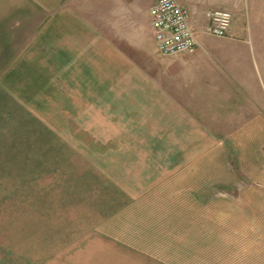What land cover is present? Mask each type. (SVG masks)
Wrapping results in <instances>:
<instances>
[{"label": "crops", "instance_id": "crops-1", "mask_svg": "<svg viewBox=\"0 0 264 264\" xmlns=\"http://www.w3.org/2000/svg\"><path fill=\"white\" fill-rule=\"evenodd\" d=\"M176 1L198 45L163 56L153 0H0V136L130 137L137 170L105 175L145 226L185 231L186 264H264V0Z\"/></svg>", "mask_w": 264, "mask_h": 264}, {"label": "rangeland", "instance_id": "rangeland-1", "mask_svg": "<svg viewBox=\"0 0 264 264\" xmlns=\"http://www.w3.org/2000/svg\"><path fill=\"white\" fill-rule=\"evenodd\" d=\"M45 123L32 120L29 136H0V264H186V232L145 226L128 182L105 175L133 159L122 151L130 137L102 144L70 126L46 135Z\"/></svg>", "mask_w": 264, "mask_h": 264}, {"label": "built area", "instance_id": "built-area-1", "mask_svg": "<svg viewBox=\"0 0 264 264\" xmlns=\"http://www.w3.org/2000/svg\"><path fill=\"white\" fill-rule=\"evenodd\" d=\"M153 40L163 56L193 53L197 38L189 23L186 8L176 0H153L150 7ZM207 24L204 31L212 36H227L231 25L228 10L214 9L206 12Z\"/></svg>", "mask_w": 264, "mask_h": 264}]
</instances>
